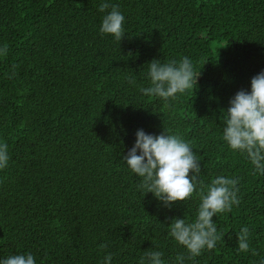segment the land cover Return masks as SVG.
Masks as SVG:
<instances>
[{
    "label": "trees",
    "instance_id": "1",
    "mask_svg": "<svg viewBox=\"0 0 264 264\" xmlns=\"http://www.w3.org/2000/svg\"><path fill=\"white\" fill-rule=\"evenodd\" d=\"M108 2L126 17L120 41L99 32L101 0H0V140L11 157L0 170V257L102 264L110 252L112 264H139L158 249L166 264L181 254L185 264H257L237 233L248 226L264 254V177L221 138V110L264 71V0ZM184 56L200 74L191 90L169 102L140 92L148 62ZM164 127L198 152L204 184L239 178V206L213 217L222 239L194 260L168 224L194 219L198 197L165 207L122 160L138 129Z\"/></svg>",
    "mask_w": 264,
    "mask_h": 264
},
{
    "label": "clouds",
    "instance_id": "2",
    "mask_svg": "<svg viewBox=\"0 0 264 264\" xmlns=\"http://www.w3.org/2000/svg\"><path fill=\"white\" fill-rule=\"evenodd\" d=\"M99 11L105 13L99 32L122 40L126 35V17L119 5L101 0ZM6 53L7 45L0 46V55ZM199 75L188 56L164 63L153 59L147 63L149 84L139 86V90L145 96L165 102L174 101L197 85ZM127 79L129 84L136 85L134 76L130 75ZM221 112V138L232 151L243 154L251 162L255 175L264 177V71L252 78L250 91L239 90L231 98L228 108ZM10 158L8 144L0 140V170L8 167ZM122 160L132 173L141 178L138 189L142 195L152 193L165 207L198 197L194 219H187L185 215L176 216L170 218L171 223L168 224L170 237L187 250L189 259L194 260L203 251L217 246L223 234L213 217L230 213L234 206H239L238 177L219 175L204 184L198 152L179 132L165 127L159 134L138 129L133 146ZM237 235L238 251H251L259 257L257 264H264V254L251 247L250 228L243 226ZM176 259L177 264H185L184 255H178ZM112 262L113 255L109 252L102 264ZM0 264H37V261L33 253L21 252L0 257ZM139 264H166L164 253L158 249H146Z\"/></svg>",
    "mask_w": 264,
    "mask_h": 264
}]
</instances>
